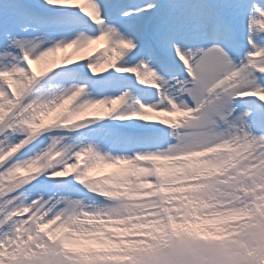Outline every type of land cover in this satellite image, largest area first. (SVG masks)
Wrapping results in <instances>:
<instances>
[{
    "label": "snow or ice",
    "instance_id": "1",
    "mask_svg": "<svg viewBox=\"0 0 264 264\" xmlns=\"http://www.w3.org/2000/svg\"><path fill=\"white\" fill-rule=\"evenodd\" d=\"M0 264H264V0H0Z\"/></svg>",
    "mask_w": 264,
    "mask_h": 264
},
{
    "label": "bare ground",
    "instance_id": "2",
    "mask_svg": "<svg viewBox=\"0 0 264 264\" xmlns=\"http://www.w3.org/2000/svg\"><path fill=\"white\" fill-rule=\"evenodd\" d=\"M99 46H103V45H99ZM99 46H98V47H99ZM61 55H64V54H61Z\"/></svg>",
    "mask_w": 264,
    "mask_h": 264
}]
</instances>
